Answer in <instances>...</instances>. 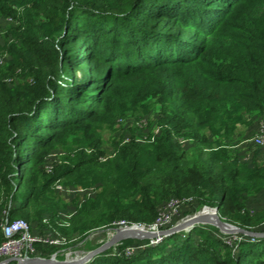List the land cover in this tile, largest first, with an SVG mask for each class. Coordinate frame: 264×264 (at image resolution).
<instances>
[{
  "label": "trees",
  "instance_id": "1",
  "mask_svg": "<svg viewBox=\"0 0 264 264\" xmlns=\"http://www.w3.org/2000/svg\"><path fill=\"white\" fill-rule=\"evenodd\" d=\"M2 12L20 23L9 28L11 60L0 69V213L10 202L9 219L82 240L116 220L152 224L166 200L191 197L239 227L262 228L264 209L247 206L264 190V161L223 142L247 117L264 118V0H0ZM21 74L27 81L15 83ZM151 103L159 135L119 143L101 160L103 128ZM57 143L69 155L45 174ZM61 180L101 184L65 224L68 202L52 191ZM205 230L195 226L170 252L177 234L129 256L110 248L87 264H264V238L228 244Z\"/></svg>",
  "mask_w": 264,
  "mask_h": 264
},
{
  "label": "rangeland",
  "instance_id": "2",
  "mask_svg": "<svg viewBox=\"0 0 264 264\" xmlns=\"http://www.w3.org/2000/svg\"><path fill=\"white\" fill-rule=\"evenodd\" d=\"M26 6H28V5H26ZM24 7H25V5L16 4L15 2H11V9L13 11H15L16 14H18V15L20 13L24 12V10H23ZM43 20H45V19H43ZM19 23H20L19 19L13 18L12 14L6 15L3 12L0 13V52H7L6 46L15 40L14 35L11 31H9V28L18 26ZM10 60H11V57L7 52L6 62L3 65L4 67H2L0 69L6 68L7 67L6 65L8 64V62ZM19 81H22V82L27 81V77L25 76V74H21L20 76L16 77L15 83H17ZM152 102H154V101H152ZM159 118H160L159 106L156 105V103H151L149 111L145 114L141 113V112L133 111L132 109H130V110H127L126 114H124L123 116H118L116 118V120L113 122V124L111 125V127H104L103 131L101 133V137H100L101 138V148L104 152V156H102V158L109 157V156L113 155L115 153V150H114L115 146L118 145L119 143L125 142V140H132V139L136 140L137 139V140H139L138 142H140V144L143 145L147 142L149 136H154V135L158 136L160 133V126L158 125ZM249 118L251 120L250 124H247L245 127H243V126L240 127L241 132L239 135H237V133H235L232 139L231 138L226 139L223 142L224 144L229 145V147L231 148L230 150H232V153H234V154H235V151L242 153V154L247 153L248 155H241L242 158H245L247 161H251V159L254 158V155L255 156L256 155H260V156L264 155V147H255L251 143V137H252L254 129L258 123L257 118H259V117L257 115L253 114ZM119 119L126 120L127 122L119 123L117 121ZM236 132H237V130H236ZM244 140H247L248 142L241 143ZM239 143H241V144H239ZM236 145H240V147L237 149L236 148L234 149V147L232 148V146L236 147ZM182 146H183V150L186 151V153L188 154V158L190 159L194 154V143L192 142L191 138L185 137L183 139ZM68 155L69 154L62 149V146L60 144L58 145V143H57V146L52 148L50 150V152L45 156L44 162L53 164L54 168H55L58 165L62 164L65 161L64 159ZM100 187H101L100 183H95L93 186L88 187V188H82L81 186L66 185L62 180L56 181L54 183V185L52 186V191L54 192V194L58 198H60L64 201H68L67 208L63 212H61L62 218L66 219V220L62 221L63 224H65L67 222V220H69L75 214L76 205H79L80 203L84 202L87 198L94 197L96 195V193L100 191ZM69 190H71V191H69ZM257 195H259V194H257ZM256 196H252V197H256ZM139 198H140L139 196L135 195V197L133 196V198H131V199L124 200V202L132 200V199H139ZM261 198H262V200H264L263 197H261ZM182 199L188 200L189 198L184 197ZM192 199H193V203H191V202L185 203L182 210L180 211V216H183V217L196 216L197 214H200L203 211L205 212L208 209H212V208H203V207H201L200 203L197 201L196 198H192ZM262 200L260 201L261 204L259 203L260 205L256 202L255 203H252V201L248 202L247 208L250 209L249 213L254 214L258 210H263V209H261L262 206L264 205ZM1 215H2V212L0 213V217H1ZM189 215H191V216H189ZM45 218L46 219H45V221H43V223H47L48 218L47 217H45ZM178 218H179V216L174 218L173 222L175 223ZM187 218H184V219L182 218L183 220L182 219L178 220L175 225L180 224L181 222H183ZM221 220L225 223H229V224H232L234 226H238L237 224L231 222V220H229V219H221ZM214 222L203 221V222H201V224H198L196 226H201V227L205 228L206 229L205 230L206 235L211 236L213 238L222 239L223 241L227 240V239L233 240L234 238L237 237V235H239V234H225L223 232H220L218 230V228L215 227ZM41 226L42 225H40V224L33 223V228L35 231H39L41 229L42 230L47 229V228H44L43 226L42 227ZM193 228L194 227L190 228L189 230H183L181 232H178V233H176L177 235L175 237L168 239L167 240V242H168L167 243V248H168L167 252L172 251V249H173L172 246L174 244H179L180 241L182 240V238H184L185 235L188 234V232H190ZM256 231L264 232V225L262 226V228L260 230H256ZM54 232L56 234L60 235L59 232H57V231H54ZM112 232L113 231L109 228V225H105V226H102V227H99L97 229H93V230L89 231L87 233L86 237L90 236V238L87 240H85L86 237L81 240V238L79 237L80 234L73 233L71 236L66 237L69 240H72V242L69 245L65 246V248L71 247L70 248L71 251L77 252V255L82 254V256H80L76 260L82 259L83 255H84V253H82V252L90 251V250L94 249L95 247H97L98 245L102 244L104 241H106L108 239V237L110 235H112ZM63 237H65V236H63ZM164 238H167V237H163L160 240V242H162V240ZM195 238H197V237H195ZM151 241H152L151 239L150 240L147 239V243H150ZM137 245H140V240L128 238V239L121 241L117 245L113 246L112 249L114 247L117 249H122L120 247H123V246H124V248L127 246L128 247L129 246L134 247ZM151 246H153V245H151ZM145 249H147V247H145V248L140 247L139 249H137L134 252L138 253V252L143 251ZM46 250H47V248H44L43 252L52 254V252L50 253L48 250L47 251ZM65 251H67V250H65ZM64 253L65 252H63L62 254H64ZM64 255H59L58 256L59 259H63Z\"/></svg>",
  "mask_w": 264,
  "mask_h": 264
},
{
  "label": "built area",
  "instance_id": "3",
  "mask_svg": "<svg viewBox=\"0 0 264 264\" xmlns=\"http://www.w3.org/2000/svg\"><path fill=\"white\" fill-rule=\"evenodd\" d=\"M7 52H0V67L4 65L6 62ZM119 123L127 122L126 120H117ZM257 125L254 129L253 135L251 137V143L255 147H264V118H257ZM130 140H125L127 143ZM138 142L139 140H135ZM140 143V142H138ZM114 155V154H113ZM113 155L109 156L112 157ZM109 157L100 158L101 160H107ZM54 169V165L51 163H44L42 165V171L45 174L52 173ZM79 189V188H78ZM71 191V190H69ZM193 203V199L189 198L188 200L172 197L166 200L159 208L157 215L152 222V224L145 225V224H135L130 223L125 220H119L112 222L110 225V229L113 231L112 235L108 238L113 236L117 229H124L129 228L131 226L143 227L152 231H160L169 229L178 220L184 218L180 216V211L182 210L185 203ZM11 203L9 202L7 208L3 210L1 218H0V233L2 235V240L0 242V263L1 264H15L21 262L28 258H51L54 257L56 260H67L73 261L77 257V252L71 251V247L65 248V246L69 245L72 240H69L66 237H63L59 234H56L49 229L42 230V231H35L26 220L21 218L16 219H9V209ZM62 216V214H61ZM177 221L174 223V218L178 217ZM90 238V237H89ZM88 238V239H89ZM163 237L157 236L155 238H140V245L131 247L127 246L123 249L113 248L111 255L113 256H120L126 255L129 256L139 249L140 247H148L149 245H156L160 242ZM147 239H151L150 243H147ZM155 239V240H154ZM240 239L239 235L233 240ZM233 240H224L226 243L231 244ZM142 242V243H141ZM144 242V243H143ZM36 246L41 247H53L55 251L52 254L44 253L36 248ZM99 246V245H98ZM96 248V247H95ZM67 250V251H65ZM65 252L64 254H62ZM83 253V252H82ZM48 254V255H47ZM59 255H64L63 259H59Z\"/></svg>",
  "mask_w": 264,
  "mask_h": 264
},
{
  "label": "water",
  "instance_id": "4",
  "mask_svg": "<svg viewBox=\"0 0 264 264\" xmlns=\"http://www.w3.org/2000/svg\"><path fill=\"white\" fill-rule=\"evenodd\" d=\"M206 214L210 215L214 218L215 227L218 228V230L220 232H223L225 234L245 235V236L250 237V238H264V232H262V231L248 230V229H245L242 227L234 226L232 224L223 222L217 213V207L212 208V209H208V213H206ZM189 216H191V215H189ZM187 217H184V218H187ZM187 219L182 224H180L178 226L175 225L176 224L175 223L169 229L160 230L157 232L145 228V230H141L139 232L140 235H138V236L133 235L134 234L133 232L135 231V228H133V227L138 228L137 226H131L129 228H124V229H117L116 232L113 234V236L108 238L102 244H100L99 246H97L96 248H94L90 251L83 252L84 255H83V258L81 260H73V261H67L65 259L56 260L54 257H51V258H28V259L23 260L21 263L22 264H87L89 261L92 260L93 257H95L98 254L112 248L113 246L117 245L118 243H120L121 241H123L125 239H128V238H131V239L155 238L157 236L169 237V236L174 235L178 232H181V231L186 230V229L189 230L190 228L195 227L198 224H201L200 223L201 219L197 216L192 217V219H188V220ZM224 224L231 226V228L230 229L224 228L223 227ZM89 237L90 236L86 237L85 240H87ZM84 258H85V261H82ZM15 264H20V263L17 262Z\"/></svg>",
  "mask_w": 264,
  "mask_h": 264
},
{
  "label": "crops",
  "instance_id": "5",
  "mask_svg": "<svg viewBox=\"0 0 264 264\" xmlns=\"http://www.w3.org/2000/svg\"><path fill=\"white\" fill-rule=\"evenodd\" d=\"M250 118L249 117H247L246 118V122L245 123H243V124H240V125H238L237 126V128H236V130H237V132H235V133H237V135H239L240 134V132H241V129H240V127H245L247 124H250ZM249 126V125H248ZM246 142H248L247 140H244V141H242L241 143H246ZM241 143H239V144H241ZM234 147V149L236 148H239L240 147V145H236V147L235 146H232V148ZM235 153L237 154V155H239V156H241V155H248L247 153H239V152H236L235 151ZM254 158H255V160L257 161V162H262V161H264V155H262V156H260V155H254ZM261 197H263L264 198V190L261 192V193H259V195H257L256 197H250L249 199H248V202H250V201H252V203H260L261 204V200H262V198ZM251 199V200H250ZM250 200V201H249ZM263 201V204H264V200H262ZM68 202V201H67ZM259 204V205H260ZM261 209H264V205L262 206V208ZM51 231V230H50Z\"/></svg>",
  "mask_w": 264,
  "mask_h": 264
},
{
  "label": "bare ground",
  "instance_id": "6",
  "mask_svg": "<svg viewBox=\"0 0 264 264\" xmlns=\"http://www.w3.org/2000/svg\"><path fill=\"white\" fill-rule=\"evenodd\" d=\"M206 213H208V210L205 211V212L203 211L200 214H197L196 215L197 217H199L201 219L200 220V223L203 222V221L214 222L215 221L214 218L212 216H210V215H207ZM192 217H194V216H191L188 219H192ZM183 222H181L180 224H182ZM180 224H177V226L180 225ZM214 225H215V222H214ZM223 227L224 228H227V229H230L231 228V226L226 225V224H224ZM133 228H135V231L133 232L134 233L133 235H137V236L140 235L139 232L141 230H145V228L140 227V226L138 228H136V227H133ZM186 230H188V229H186ZM80 256H82V254L77 255L76 259L79 258ZM76 259H74V260H76ZM79 260H81V259H79ZM82 261H85V258Z\"/></svg>",
  "mask_w": 264,
  "mask_h": 264
}]
</instances>
